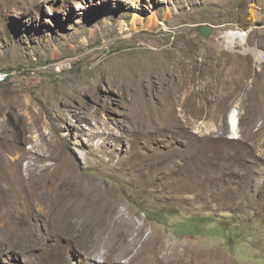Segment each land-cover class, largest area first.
<instances>
[{"label":"rangeland","instance_id":"rangeland-1","mask_svg":"<svg viewBox=\"0 0 264 264\" xmlns=\"http://www.w3.org/2000/svg\"><path fill=\"white\" fill-rule=\"evenodd\" d=\"M254 51L264 0H0V264H264Z\"/></svg>","mask_w":264,"mask_h":264},{"label":"bare ground","instance_id":"bare-ground-1","mask_svg":"<svg viewBox=\"0 0 264 264\" xmlns=\"http://www.w3.org/2000/svg\"><path fill=\"white\" fill-rule=\"evenodd\" d=\"M248 36L247 33H244V32H240V31H229L227 32L223 38H224V43L227 44V45H231L233 46L235 43L239 44L240 46L244 47L245 46V42H246V37ZM245 50V49H244ZM247 51V49L245 50V52ZM251 51V50H250ZM253 53V52H252ZM254 55H256V59L258 61V63L260 62H263L264 61V54H258V53H255L254 51ZM0 75H3V76H10L9 74L7 73H0ZM237 111L234 109L231 113V116H230V133L233 135L235 134V127L237 126ZM46 169H48L49 167L48 166H45ZM30 181H32L31 179H24V180H21L20 183H21V187L19 189V191H24V192H27V193H30V194H26L24 197H27L28 195H31L32 198L36 197V192H37V189H38V186L39 188L41 189V184H42V181L39 182V185L38 183L36 184H33L31 185L30 184ZM26 186H29L30 188L28 190H24V188ZM33 187V188H32ZM39 190V189H38ZM96 200V198L88 195V196H84V197H80V206L75 210V213L77 212V210L82 206V204H84V206L82 208H89V204H93V201ZM78 201V200H77ZM76 201V202H77ZM88 203V204H87ZM75 207V206H74ZM77 207V206H76ZM99 207V206H97ZM85 214L87 216H89L90 212L89 211H86ZM158 253H160L158 251ZM106 263H109L110 262V259L107 258ZM165 257H159L157 259V264H165Z\"/></svg>","mask_w":264,"mask_h":264},{"label":"water","instance_id":"water-1","mask_svg":"<svg viewBox=\"0 0 264 264\" xmlns=\"http://www.w3.org/2000/svg\"><path fill=\"white\" fill-rule=\"evenodd\" d=\"M262 26V25H259ZM199 33L204 36V37H209L211 36L212 32H213V28L209 27V26H201L198 29Z\"/></svg>","mask_w":264,"mask_h":264},{"label":"built area","instance_id":"built-area-1","mask_svg":"<svg viewBox=\"0 0 264 264\" xmlns=\"http://www.w3.org/2000/svg\"><path fill=\"white\" fill-rule=\"evenodd\" d=\"M14 76V75H13ZM12 76H3L0 75V85H4L5 83H7L8 81L10 82L12 80L11 78Z\"/></svg>","mask_w":264,"mask_h":264}]
</instances>
